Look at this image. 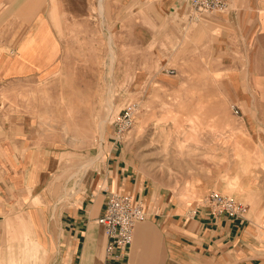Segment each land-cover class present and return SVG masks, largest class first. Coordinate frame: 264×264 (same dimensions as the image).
Wrapping results in <instances>:
<instances>
[{
	"label": "crops",
	"instance_id": "1",
	"mask_svg": "<svg viewBox=\"0 0 264 264\" xmlns=\"http://www.w3.org/2000/svg\"><path fill=\"white\" fill-rule=\"evenodd\" d=\"M69 1L0 0V264H264V0H230L228 9L197 21L186 0H109L106 14L126 29L131 21L138 47L172 44L190 72L220 73L229 85L224 93L243 115L238 151L251 145L260 162L256 185L245 186L255 199L242 218L185 205L140 174L133 150L116 142L88 171L79 197L32 203L49 189L63 151L39 145L30 107L3 93L29 96L14 86L69 74L68 40L56 24L67 32L70 15L84 16ZM114 191L140 199L147 217L127 256L109 260L97 220Z\"/></svg>",
	"mask_w": 264,
	"mask_h": 264
},
{
	"label": "rangeland",
	"instance_id": "2",
	"mask_svg": "<svg viewBox=\"0 0 264 264\" xmlns=\"http://www.w3.org/2000/svg\"><path fill=\"white\" fill-rule=\"evenodd\" d=\"M69 2L84 13L69 14L67 32L56 24L68 40L69 74L14 86L30 89L24 94L29 96L3 93V100L30 107L39 145L63 151L49 189L33 196L32 203L79 197L88 171L104 162L109 144L116 142L133 150L140 174L185 205H202L216 190L244 201L249 210L255 193L245 186L258 181L259 156L251 145L238 151L243 115L224 93L229 85L222 75L197 66L190 72L187 58L179 63L180 48L172 44L138 47L130 20L126 29L123 21L115 25L117 17H106L109 0ZM188 10L196 21L210 14L194 12L189 3ZM130 102L136 105L134 123L118 138L116 124Z\"/></svg>",
	"mask_w": 264,
	"mask_h": 264
},
{
	"label": "built area",
	"instance_id": "3",
	"mask_svg": "<svg viewBox=\"0 0 264 264\" xmlns=\"http://www.w3.org/2000/svg\"><path fill=\"white\" fill-rule=\"evenodd\" d=\"M194 12L215 14L229 8L230 0H186ZM1 103V102H0ZM136 105L128 103L117 122V137L123 136L132 126L135 119ZM209 214L215 217L228 215L233 218L245 217L248 205L235 196L212 191L202 200ZM147 217L141 201L132 195L120 192L112 193L106 212L98 219L106 232L107 257L123 258L127 256L133 242L136 225Z\"/></svg>",
	"mask_w": 264,
	"mask_h": 264
}]
</instances>
